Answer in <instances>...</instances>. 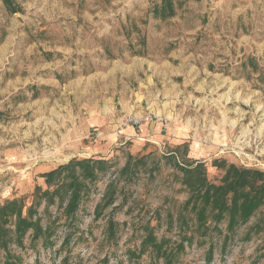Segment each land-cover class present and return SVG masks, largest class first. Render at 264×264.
Segmentation results:
<instances>
[{
  "label": "rangeland",
  "instance_id": "374dc122",
  "mask_svg": "<svg viewBox=\"0 0 264 264\" xmlns=\"http://www.w3.org/2000/svg\"><path fill=\"white\" fill-rule=\"evenodd\" d=\"M174 1L183 4L161 19L147 14L159 0H16L14 14L0 0V203L23 198L29 206L34 187L46 188L40 175L74 157L110 154L118 171L128 157L150 154L124 184V205L117 195L95 217L117 179L102 177L73 227L61 220L53 246H13L20 264H60L66 254L69 264H153L147 253L130 262L126 250L140 243L138 221L156 225L159 215L157 236L178 239L166 214L187 195L163 158L176 145L187 143L188 157L203 161L215 184L223 172L213 159L264 171V0ZM126 116L141 121L136 135L147 129L133 141ZM259 218L225 243L224 234L196 235L173 264H264V230L245 238Z\"/></svg>",
  "mask_w": 264,
  "mask_h": 264
},
{
  "label": "trees",
  "instance_id": "16d2710c",
  "mask_svg": "<svg viewBox=\"0 0 264 264\" xmlns=\"http://www.w3.org/2000/svg\"><path fill=\"white\" fill-rule=\"evenodd\" d=\"M6 11L10 14L21 11L16 0H1ZM182 1L159 0L147 10L153 18L166 19L176 14V6ZM144 43V39L140 38ZM134 54L141 55L140 49ZM150 154L131 158L128 157L124 165L113 170L115 163L102 156L87 158H71L49 172L40 176L44 178L46 188L35 186L32 192V201L26 206L23 198H13L0 203V264H20L21 258L13 246L25 248V241H29L31 248L41 240L44 247L54 245L56 229L61 224L72 228L75 214L82 201L88 198L97 182L106 175H115L117 179L106 184L100 202L95 206V217L100 216L103 209L114 205L117 195L120 203H125V185L132 181L144 167ZM163 158L170 165L172 175L186 193V199L178 206L175 213L166 214L167 232L176 228L177 240L173 241L167 235L157 236L155 230L160 226L161 215L156 219V225L151 224V218L139 220L137 225L142 230L140 243L135 248H128V260L139 259L148 254L150 262L158 264H173L177 256L182 253L186 245H191L195 236L213 237L223 235V242L230 239L237 229L247 224L252 217L259 214L260 218L249 229L250 234L264 230V171L236 165L226 159H213L211 165L222 170V176L217 184L211 182L207 176L206 165L201 160L188 157V145H176L164 153ZM159 168V166H158ZM155 170V169H154ZM123 185L118 188V182ZM42 207V215L39 208ZM50 207H55V215H50ZM114 208V207H113ZM46 218V223L43 219ZM225 224L222 229L221 224ZM115 221L107 220L108 236L113 237ZM75 229L70 231L60 245L65 247ZM212 258V250L208 249L207 260ZM60 264H69L68 255H64Z\"/></svg>",
  "mask_w": 264,
  "mask_h": 264
},
{
  "label": "crops",
  "instance_id": "0c3cea01",
  "mask_svg": "<svg viewBox=\"0 0 264 264\" xmlns=\"http://www.w3.org/2000/svg\"><path fill=\"white\" fill-rule=\"evenodd\" d=\"M147 131L146 128H141L138 130V135L135 134V128L133 126H128V129L126 130L127 134H128V138L131 139V141L135 140L133 137L135 136H142L145 132ZM134 134V135H133ZM137 142V141H135ZM111 155L108 154V155H102V157H105V158H108L110 157ZM98 157V156H96Z\"/></svg>",
  "mask_w": 264,
  "mask_h": 264
},
{
  "label": "built area",
  "instance_id": "2783aa9c",
  "mask_svg": "<svg viewBox=\"0 0 264 264\" xmlns=\"http://www.w3.org/2000/svg\"><path fill=\"white\" fill-rule=\"evenodd\" d=\"M122 125H132L134 127H137L141 124V121L139 119H136V118H131L129 116H126L122 119ZM164 127L166 128L167 125H164Z\"/></svg>",
  "mask_w": 264,
  "mask_h": 264
}]
</instances>
